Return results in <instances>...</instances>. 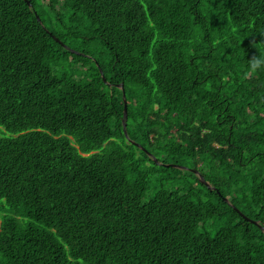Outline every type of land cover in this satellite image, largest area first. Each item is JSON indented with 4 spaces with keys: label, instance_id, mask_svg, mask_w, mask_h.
Wrapping results in <instances>:
<instances>
[{
    "label": "trees",
    "instance_id": "obj_1",
    "mask_svg": "<svg viewBox=\"0 0 264 264\" xmlns=\"http://www.w3.org/2000/svg\"><path fill=\"white\" fill-rule=\"evenodd\" d=\"M253 58L264 0H0V264H264Z\"/></svg>",
    "mask_w": 264,
    "mask_h": 264
},
{
    "label": "water",
    "instance_id": "obj_2",
    "mask_svg": "<svg viewBox=\"0 0 264 264\" xmlns=\"http://www.w3.org/2000/svg\"><path fill=\"white\" fill-rule=\"evenodd\" d=\"M38 20H39V18H38ZM100 72H101V74H102V77L104 78V74H103V71L100 69ZM105 79V78H104ZM120 87L122 88V90H123V98H124V115H123V130L125 131V134H127V115H128V111H127V100H126V94H125V91H124V86H123V84H121L120 85ZM150 156L158 163V161H157V159H156V157H154V156H152L151 154H150ZM166 165V164H165ZM168 166H174V167H179V166H177V165H168ZM199 175V174H198ZM201 180H202V182L203 183H205L208 187H210L209 186V184H208V182H206V180L204 179V177L203 176H201ZM212 189H214L213 187H212ZM238 212H239V214L241 215L242 214V212H240L239 210H238ZM247 220H249L250 222H254L255 224H257V225H259V223H258V221H253V220H251V219H249L248 217H245ZM263 230H264V225H261L260 226Z\"/></svg>",
    "mask_w": 264,
    "mask_h": 264
},
{
    "label": "clouds",
    "instance_id": "obj_3",
    "mask_svg": "<svg viewBox=\"0 0 264 264\" xmlns=\"http://www.w3.org/2000/svg\"><path fill=\"white\" fill-rule=\"evenodd\" d=\"M250 67L253 70L264 67V58H253L250 62Z\"/></svg>",
    "mask_w": 264,
    "mask_h": 264
},
{
    "label": "rangeland",
    "instance_id": "obj_4",
    "mask_svg": "<svg viewBox=\"0 0 264 264\" xmlns=\"http://www.w3.org/2000/svg\"><path fill=\"white\" fill-rule=\"evenodd\" d=\"M154 193H147L144 200H147L153 196Z\"/></svg>",
    "mask_w": 264,
    "mask_h": 264
}]
</instances>
